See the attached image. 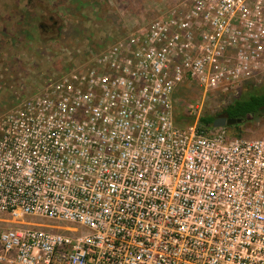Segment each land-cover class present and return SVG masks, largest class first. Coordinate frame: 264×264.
<instances>
[{
	"label": "built area",
	"instance_id": "obj_1",
	"mask_svg": "<svg viewBox=\"0 0 264 264\" xmlns=\"http://www.w3.org/2000/svg\"><path fill=\"white\" fill-rule=\"evenodd\" d=\"M263 80L264 0H173L22 96L0 118V264H264V137L174 119L185 82Z\"/></svg>",
	"mask_w": 264,
	"mask_h": 264
},
{
	"label": "rangeland",
	"instance_id": "obj_2",
	"mask_svg": "<svg viewBox=\"0 0 264 264\" xmlns=\"http://www.w3.org/2000/svg\"><path fill=\"white\" fill-rule=\"evenodd\" d=\"M168 8L169 0H0V118L22 96L41 91L49 80L145 30ZM50 14L56 24L45 19ZM40 24L47 25V32ZM250 90L264 91V80L234 94L204 93L194 82H185L175 92L174 119L181 127L201 125L200 118L221 113ZM242 130L245 138L264 137V117L247 121ZM27 222L75 227L35 217Z\"/></svg>",
	"mask_w": 264,
	"mask_h": 264
},
{
	"label": "trees",
	"instance_id": "obj_3",
	"mask_svg": "<svg viewBox=\"0 0 264 264\" xmlns=\"http://www.w3.org/2000/svg\"><path fill=\"white\" fill-rule=\"evenodd\" d=\"M32 2V1H31ZM32 5V3H30ZM45 19H48V22H53L56 24L54 16L50 14ZM39 29L41 31L47 32V25L40 24ZM228 113L230 118L242 119L243 123L237 124L235 126L226 127L228 132L233 137H243L244 132L242 130V126L250 120L264 117V91H248L247 94H243L240 98L236 99L233 103L229 104L226 108L222 110L221 113H218L214 116H206L200 118L201 126L212 129L213 122L216 118H218L221 114ZM234 130L237 133L232 134L231 131Z\"/></svg>",
	"mask_w": 264,
	"mask_h": 264
},
{
	"label": "water",
	"instance_id": "obj_4",
	"mask_svg": "<svg viewBox=\"0 0 264 264\" xmlns=\"http://www.w3.org/2000/svg\"><path fill=\"white\" fill-rule=\"evenodd\" d=\"M243 123L242 119L230 118L228 113L221 114L213 122L214 128H225Z\"/></svg>",
	"mask_w": 264,
	"mask_h": 264
},
{
	"label": "crops",
	"instance_id": "obj_5",
	"mask_svg": "<svg viewBox=\"0 0 264 264\" xmlns=\"http://www.w3.org/2000/svg\"><path fill=\"white\" fill-rule=\"evenodd\" d=\"M173 0H169V4L172 2Z\"/></svg>",
	"mask_w": 264,
	"mask_h": 264
}]
</instances>
